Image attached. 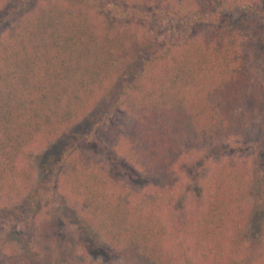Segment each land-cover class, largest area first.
Instances as JSON below:
<instances>
[{
	"label": "trees",
	"instance_id": "trees-1",
	"mask_svg": "<svg viewBox=\"0 0 264 264\" xmlns=\"http://www.w3.org/2000/svg\"><path fill=\"white\" fill-rule=\"evenodd\" d=\"M109 5L0 0V206L20 212L0 236L20 239L8 264H173L182 245L194 264H264V0H112L119 23ZM254 133L251 165L199 169ZM65 197L77 243L46 214Z\"/></svg>",
	"mask_w": 264,
	"mask_h": 264
},
{
	"label": "rangeland",
	"instance_id": "rangeland-1",
	"mask_svg": "<svg viewBox=\"0 0 264 264\" xmlns=\"http://www.w3.org/2000/svg\"><path fill=\"white\" fill-rule=\"evenodd\" d=\"M108 4L111 5L112 0H106ZM110 5L107 8V13L112 17L113 20L116 22H122L123 20H127L125 18V15H118L116 12L113 11V9L110 7ZM250 38H243L241 43L242 50L245 51V53L248 55V57L251 59V62L254 64L255 59H254V54H255V40L252 38L254 41L251 43L249 40ZM241 40V39H240ZM259 63L257 65H253L257 70L256 75L259 77V72H260V67ZM250 134L247 135L245 138L244 137H238V138H233L224 143V152L221 153V159L218 162L219 159H213L209 160V162H206L201 166L199 169L201 171H210L213 167H215L217 164L230 160V159H241V160H246L248 161V165H251V152L252 149L255 145V135ZM103 129H99L95 131V140L99 143L102 144L103 142ZM59 140L58 137H54L51 135L48 136H41L39 140L36 142V147H35V152L33 153V157L31 158V165L34 169V183H42V176L41 173L38 169V164H39V159L37 158V155L43 151L46 150V146H56L57 141ZM96 149V147H93ZM49 153H51V150H47ZM199 163V162H198ZM197 163V164H198ZM184 177V176H183ZM57 196V195H56ZM66 198V199H65ZM63 199L57 198L55 200H51L49 202V206L46 207V214L48 215V218L53 226V229L55 231H58L57 233L62 236L63 238H66L67 242H72V243H77L78 239V231H77V226H76V216L77 214L75 213L74 209L69 207L67 205V197ZM19 208V207H18ZM17 206H14L13 208H4L0 206V236L2 235L3 231H5L6 225L8 223H14L16 224L18 221V218L20 217V212ZM19 225L17 226H12L11 228H15L16 230L18 229ZM10 241L7 242L6 244L0 243V261H2V264H8L9 260L12 259L11 255L9 256L10 249L14 248L17 246V242H19V238L16 236L15 238L9 237ZM12 239V241H11ZM1 240V239H0ZM24 245V244H23ZM22 248V246H21ZM20 248V249H21ZM79 249V248H78ZM19 251V250H18ZM17 250L13 251V253H17ZM175 252V257L173 259V264H194V259L193 255L191 254L190 251H188L183 245L180 248L179 246H175L174 248ZM14 256V255H13ZM15 257V256H14ZM13 257V259H14ZM102 262L105 263V260L102 259ZM111 262V263H110ZM118 259H111L108 264H119Z\"/></svg>",
	"mask_w": 264,
	"mask_h": 264
}]
</instances>
